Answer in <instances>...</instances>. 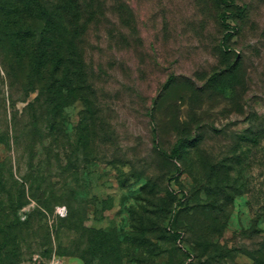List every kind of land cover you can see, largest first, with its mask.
I'll list each match as a JSON object with an SVG mask.
<instances>
[{
    "label": "rangeland",
    "instance_id": "374dc122",
    "mask_svg": "<svg viewBox=\"0 0 264 264\" xmlns=\"http://www.w3.org/2000/svg\"><path fill=\"white\" fill-rule=\"evenodd\" d=\"M106 1L57 136L14 120L24 102L0 67L20 264H264V0H123L121 19Z\"/></svg>",
    "mask_w": 264,
    "mask_h": 264
},
{
    "label": "trees",
    "instance_id": "16d2710c",
    "mask_svg": "<svg viewBox=\"0 0 264 264\" xmlns=\"http://www.w3.org/2000/svg\"><path fill=\"white\" fill-rule=\"evenodd\" d=\"M112 1L116 16L121 19L124 2ZM106 5V0H0V67L9 79L11 93L19 94L24 102L13 114L15 121L46 118L51 135L60 133L64 108L87 84L83 83L88 80L85 51L89 37L98 30L96 25L109 18ZM246 10V5L240 6L243 17ZM8 179L0 171V213L7 198L12 211L8 227L5 215L0 216V241L8 235L12 244L8 264H20L27 257L24 241L29 220L18 215L25 202L23 191L18 189L14 196L5 197ZM95 236L100 242L109 233H94L93 240ZM0 250V264H6L2 257L5 247L0 246ZM90 260L86 256L85 264H91Z\"/></svg>",
    "mask_w": 264,
    "mask_h": 264
}]
</instances>
